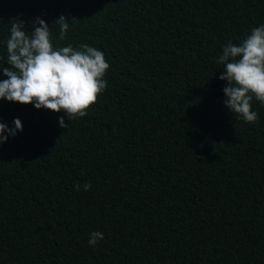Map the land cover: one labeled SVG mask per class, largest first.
Here are the masks:
<instances>
[{"label": "trees", "instance_id": "trees-1", "mask_svg": "<svg viewBox=\"0 0 264 264\" xmlns=\"http://www.w3.org/2000/svg\"><path fill=\"white\" fill-rule=\"evenodd\" d=\"M37 17L54 48L103 51L108 87L73 121L0 101L23 125L0 145V264H264V105L230 114L218 63L264 0H0V67Z\"/></svg>", "mask_w": 264, "mask_h": 264}, {"label": "clouds", "instance_id": "clouds-1", "mask_svg": "<svg viewBox=\"0 0 264 264\" xmlns=\"http://www.w3.org/2000/svg\"><path fill=\"white\" fill-rule=\"evenodd\" d=\"M54 24L59 25V39L67 36L70 22L61 15ZM28 32L22 20L14 19L6 41L7 60L10 67H0L7 77L0 81V101L7 100L21 105H34L37 110L63 111L69 121L88 115V110L108 87L104 79L110 65L103 51L82 44L79 50L71 44L54 48L51 28L41 18L31 22ZM218 63L223 65L219 79L225 81L224 104L229 113L245 123H254L258 115L252 110L255 99L264 105V24L253 27L250 35L239 45L228 41L222 48ZM14 128L0 123V145L9 136L23 131L22 122L14 119ZM62 129L69 127L65 117H60ZM7 133V135H5ZM77 192L79 183L74 185ZM89 181L83 185L91 189ZM104 239L102 232L89 234L88 244L95 249Z\"/></svg>", "mask_w": 264, "mask_h": 264}]
</instances>
